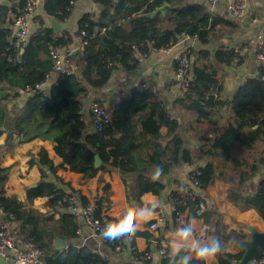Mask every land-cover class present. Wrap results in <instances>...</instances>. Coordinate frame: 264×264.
Returning a JSON list of instances; mask_svg holds the SVG:
<instances>
[{"label": "trees", "instance_id": "16d2710c", "mask_svg": "<svg viewBox=\"0 0 264 264\" xmlns=\"http://www.w3.org/2000/svg\"><path fill=\"white\" fill-rule=\"evenodd\" d=\"M7 1L9 5H0V91L7 92L3 100L8 98L12 90L15 93L23 92L25 88L43 82L51 65L50 48L62 49L72 43L69 34L56 35L39 20L41 26L30 35L27 44L15 50L9 17L21 7L24 0ZM71 1L43 0L46 17L64 22L70 15ZM93 2L103 6L104 12L112 11L117 22L104 34L92 37V22L88 15H83L77 24V34L85 30L88 44L84 48L78 71L55 81L48 92L41 90L28 95L24 110L8 128L9 138L15 135L22 136L23 142L41 139L52 143L61 163L54 165L44 149H40L36 155H30L28 167L38 165L41 178L36 187L27 189L26 204L15 196L4 195L2 184L6 174L5 170L0 169V210L12 213L20 222L22 233L41 246L43 264H110L95 255L90 244L83 247L76 245L74 240L78 223L74 216L62 214L55 220L51 211L42 214L31 207L34 200L42 197H51L50 203L54 205L56 199L66 192L59 187L55 176L57 170L80 174L83 180L94 178L98 172L118 171L125 175L140 171L142 174L137 177L133 190L127 193V199L141 204L140 197L144 194L159 196L165 189L161 180H153L143 173L148 170L147 167L155 172L159 166L162 169L159 177H164L180 161L192 164L190 150L183 149L185 141L177 135V120L164 110L160 111L158 119L155 118L153 126L155 130L165 126L166 144L164 147L155 144L152 153L144 156L142 161L135 156L137 148L133 144L125 143L121 137L115 138L123 125L116 116H112L111 124L104 131L87 132V119L81 111L82 101L89 90H101L109 81L111 72L118 68L129 77L133 76L138 68L137 53L148 55L151 51H158L170 42L177 43L183 34L194 38L199 46L206 47L213 40H221L222 28H237V23L210 13L201 2L190 0ZM165 4L169 8L164 14H154L157 8ZM187 53L190 58L193 49ZM41 54L47 59L41 58ZM235 60L237 65L241 64L237 60V53L228 47L220 46L213 53L208 49L198 50L191 68L193 81L180 103L195 112L196 123L206 122L211 126V138L199 139V142L203 144L200 148L203 155L211 157L216 163L198 167L196 178L202 189L214 182L215 174L219 171V177L232 185L229 199L241 209L255 210L264 222V81L247 78L239 86L229 103L231 119L224 125H220L221 118H215L214 114L215 109L222 106L221 100L210 95L213 91L221 92L223 85L219 78L224 77L220 68L211 61L222 67H231ZM5 119L6 114L0 105V128ZM144 130L148 132V127L145 126ZM120 132L123 136L125 128ZM95 155L102 162L98 169L93 167ZM143 163L147 167L144 168ZM220 173L226 176L222 177ZM50 175L54 177V182L48 179ZM98 182L101 183L102 179L99 178ZM171 194L175 195L172 191ZM81 198L87 201L82 195ZM105 201H94L97 215L101 213ZM185 211L187 222L197 214L192 206ZM232 234L236 236L229 243L234 245L236 251L230 253L222 249L217 254L216 264L240 261L248 238L244 233ZM57 237L66 241L65 250L54 249ZM171 256L172 253L165 249L160 263L170 264ZM192 264H201V261L193 260Z\"/></svg>", "mask_w": 264, "mask_h": 264}, {"label": "crops", "instance_id": "0c3cea01", "mask_svg": "<svg viewBox=\"0 0 264 264\" xmlns=\"http://www.w3.org/2000/svg\"><path fill=\"white\" fill-rule=\"evenodd\" d=\"M7 1V0H0ZM191 2H201L207 7V10L214 15L223 17L233 23H237V28H222L221 40H213L206 47H201L195 41L192 44H179L172 48V51L178 52L183 50L188 52L193 49V54L190 57L191 63L196 59V52L200 49H208L213 53L218 47H228L237 53V60L241 62L233 63L231 67L219 66L211 61L214 66L219 67L224 77L219 78L222 83V90L219 93L222 106L216 108L215 118H221V124L224 125L230 121V106L239 86H241L247 78H258L259 68L257 66L253 46L249 41L255 39L259 35L264 34V0H249V7L252 11V17L242 21H236L224 11L222 5L210 9L208 0H190ZM8 2V1H7ZM9 5V2H8ZM105 8L95 4L93 0H74L71 4L70 15L64 22L55 20L60 25L59 33H67L71 37L72 43L64 48L71 50L75 44V36L77 35V24L83 15H88L91 22L92 37L99 34H104L107 29L117 22L112 11L104 12ZM11 17V15H10ZM9 17V18H10ZM43 10V0H38L37 11L29 21L30 35H33L41 26L39 20L45 23L46 27L50 28L49 20ZM225 33V34H223ZM41 58L47 59V56L41 54ZM138 68L133 76H128L123 70L118 68L111 72L109 81L99 91L89 90L87 95H96L98 102L105 106L107 110L119 118L125 128V133L121 134V130L117 132L115 138H122L127 144H133L137 148L138 160L142 161L144 156L152 153L153 146L158 144L164 147L166 144V128L164 125L155 130L153 121H155L160 111H167L172 117L177 120L178 129L177 135L185 141L183 149H188L191 152L192 164L188 165L179 162L178 165L171 169V172L164 177L154 178V171L143 163V167L148 170L143 173L153 180H161L165 184V189L159 195L144 194L140 197L141 204H137L132 200L127 199V193L133 190L135 181L142 173L135 171L121 175L118 171L100 174L88 180H83L80 174H76L67 170H57L55 176L59 181V187L66 191H76L89 201L98 199H106L111 202V207L107 211L110 217L124 216L129 210L135 212L141 207L156 206L155 214L147 219L137 218V223L140 227L136 234V245L141 251H149L152 255V260L140 262L138 264H157L161 258L158 257L157 249L154 246V241L158 240L162 243L165 249L171 252L170 241L174 237L178 225L170 226L163 234L155 236L146 231L147 225L161 212H166L165 206L169 204L168 196L175 188H178L188 180V173L191 169L203 167L205 164L212 161L211 157L204 156L202 143L199 139L211 138V126L206 122L196 123L195 112L188 110L180 102L182 94L175 82L174 69L175 64L170 54L160 51H151L148 55H138ZM81 61L76 60V71L79 69ZM231 79L233 86L229 90L225 81ZM55 83V82H54ZM53 83L45 85L46 92L49 91ZM145 84V88L139 93H130L137 85ZM7 92L0 91L1 109L6 114L4 125L0 128V169L5 170L6 179L2 184L4 195L6 197L15 196L18 201L27 203V189L37 186L41 178V171L38 165L28 167L30 155H36L40 149L47 152L48 158L54 165H59L61 159L55 155L52 143L35 139L30 142H23V139L12 135L9 138V127L12 121L24 110L28 94L24 92L15 93L10 91L8 98L3 100V96ZM95 100L93 102H95ZM155 112L153 116L152 113ZM87 132L94 131L92 122L87 119ZM148 127V132H145L144 127ZM152 133H156L152 134ZM188 145V147L186 146ZM142 166V164H140ZM44 169V168H43ZM222 177L226 175L220 173ZM102 179L99 183L98 179ZM50 181L54 182V177L49 176ZM107 187V188H106ZM232 185L229 181L219 177V171L215 174L214 182L202 191L203 196L208 204L207 210L201 214H196L190 220L195 221V234L201 239L217 236L222 242V249L226 252L234 253V245L229 243L230 239H234L236 235L232 233H244L249 240L250 236L247 232V227H252L256 232L264 233V222L253 209H241L240 206L234 204L229 199V192ZM51 197L37 198L33 201L31 207L34 210L44 214L51 211L54 214V219H58V215L54 212L53 205L50 203ZM187 211L184 212L185 222ZM189 220V221H190ZM78 225L82 226L81 217H76ZM202 234V237L199 236ZM142 234V235H141ZM144 235H148L147 237ZM61 239V238H60ZM229 239V240H227ZM67 244V243H66ZM91 247H96L98 241L93 239L88 241ZM102 251L109 253L110 264H132L134 255L124 253L116 256L110 253L109 249L99 244ZM172 253V252H171ZM217 255L211 259V264L216 262ZM193 260H199L195 258ZM0 264L5 263L0 260Z\"/></svg>", "mask_w": 264, "mask_h": 264}, {"label": "built area", "instance_id": "2783aa9c", "mask_svg": "<svg viewBox=\"0 0 264 264\" xmlns=\"http://www.w3.org/2000/svg\"><path fill=\"white\" fill-rule=\"evenodd\" d=\"M74 0L71 1V4ZM249 0H208L210 9L222 5L226 14L236 21H242L252 17V11L249 7ZM38 0H24L21 7L10 17L9 28L11 29L12 46L18 50L27 44L30 37L29 21L37 11ZM211 13V11H210ZM194 38L182 35L177 43L170 42L167 46L158 51L170 54L175 64L174 77L180 93L183 95L191 86L193 77L191 74L192 63L188 53L183 50L172 51L176 45L192 44ZM253 46L255 60L259 68L258 79L264 81V34L257 36L249 41ZM88 44V34L85 30L80 31L75 36V44L71 50L50 48L49 59L50 68L47 71L43 82L34 87H27L24 93L30 95L35 91H41L48 83H54L58 79L75 74L76 60H83V51ZM67 48V47H66ZM140 55V54H138ZM80 62V63H81ZM145 84L137 85L130 93H139L145 88ZM214 98L220 97L218 92L210 94ZM90 120L93 130L96 132L104 131L112 121V114L107 108L99 102H93L90 105ZM199 174L198 167L193 168L188 173V180L178 188H175L168 196V202L171 208V215L166 212L159 213L146 227V231L155 236L162 235L172 225L180 226L185 222L184 212L192 206L198 214L207 210V202L202 194V187L196 176ZM111 207V202L105 201L100 214H96L94 201L84 202L81 194L76 191H66L58 197L53 205L54 212L57 215L68 214L75 218L80 216L83 225H78L75 230L74 242L78 247L88 244V241L96 239L98 245L92 247L91 251L105 262H110L109 253L103 252L99 244L105 245L110 253L120 256L124 253L134 255L132 264L147 262L152 260L151 252L141 251L136 245L138 235L135 233L131 238L124 237L116 240L106 239L102 231L108 223L119 221L121 217H110L107 211ZM183 209V211H182ZM202 237V234L199 233ZM157 249L158 257L164 255V248L158 238L153 242ZM44 252L39 244L31 238H27L20 229V222L9 212L0 210V260L10 264H43ZM232 264H238L235 260ZM157 264H161L160 261ZM213 264H216L213 263ZM247 264H264V253L259 260L249 261Z\"/></svg>", "mask_w": 264, "mask_h": 264}, {"label": "clouds", "instance_id": "9594fccd", "mask_svg": "<svg viewBox=\"0 0 264 264\" xmlns=\"http://www.w3.org/2000/svg\"><path fill=\"white\" fill-rule=\"evenodd\" d=\"M162 169L157 166L154 178L161 175ZM155 205L141 207L135 212L129 210L119 221L108 223L102 231V235L109 240H116L124 237L131 238L135 235L140 225L137 218L147 219L155 214ZM195 221L182 222L176 229L174 237L170 241L172 256L170 264H192L195 258L201 264H211L214 258L222 250V242L219 237L211 236L201 239L195 234Z\"/></svg>", "mask_w": 264, "mask_h": 264}, {"label": "water", "instance_id": "95a60500", "mask_svg": "<svg viewBox=\"0 0 264 264\" xmlns=\"http://www.w3.org/2000/svg\"><path fill=\"white\" fill-rule=\"evenodd\" d=\"M0 5H8L7 1H1ZM168 5H163L162 7L157 8L154 11V14L162 13L164 14L168 9ZM50 28L53 30L54 33H59L60 25L54 20H49ZM23 49H21V52ZM226 86L229 90H231L233 86V81L231 79H227L225 81ZM98 97L96 95H87L82 101V111L81 113L86 119H90V105L93 103L95 99ZM22 138V137H21ZM188 147V145H186ZM102 162L98 155L94 156V163L93 167L95 169L100 168ZM259 175L255 177V181H257ZM34 187V186H33ZM166 214L171 215V208L170 205L165 206ZM247 232L250 236L249 240L245 243L244 252L238 264H247L249 261L252 260H259L261 255L264 253V233L256 232L252 227H247ZM67 248L66 241L60 238H55L54 240V249L61 251Z\"/></svg>", "mask_w": 264, "mask_h": 264}, {"label": "rangeland", "instance_id": "374dc122", "mask_svg": "<svg viewBox=\"0 0 264 264\" xmlns=\"http://www.w3.org/2000/svg\"><path fill=\"white\" fill-rule=\"evenodd\" d=\"M223 34H225V33H223ZM235 252V251H234Z\"/></svg>", "mask_w": 264, "mask_h": 264}]
</instances>
